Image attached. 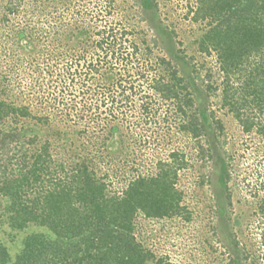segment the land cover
Segmentation results:
<instances>
[{
  "label": "trees",
  "instance_id": "obj_1",
  "mask_svg": "<svg viewBox=\"0 0 264 264\" xmlns=\"http://www.w3.org/2000/svg\"><path fill=\"white\" fill-rule=\"evenodd\" d=\"M45 1L0 0V23H12L8 34L0 24V38L7 40L3 50L13 59L10 74L0 76L6 96L0 97V144L14 147L11 156L0 150V206L1 198L7 197L14 229L35 222L55 236L29 235L14 264H148L152 254L136 241L135 220L139 214L148 219L185 216L190 220L177 183L179 171L189 166L192 156L188 159L174 150L170 160L158 161L155 173L137 175L119 195L96 176L88 152L105 147L110 136L124 129L139 147L134 152L140 158L152 142L157 147L162 133L175 128L197 141L198 161H211V149L201 139L207 125L222 132V122L195 106L190 84L170 61L152 57L150 45L132 42L129 37L136 32L129 26L122 29L109 22L114 0L93 4L57 0L53 6ZM143 6L150 10L151 1L144 0ZM195 12L196 21H210L199 48L201 53L217 54L224 73L222 107H228L245 133L256 129L264 140V0H198ZM13 16L18 22L12 21ZM88 17L89 23H95L87 24L93 30L90 38L77 47L65 45V26H72L74 20L78 29ZM25 37L34 44L27 53L18 44ZM23 66L38 93L59 92L52 96L59 106L71 97L74 103L77 95L71 89L79 88L82 107L65 109L66 124L72 122L77 128L85 122L78 132L69 128L78 137L74 144L62 142L61 127L52 132L53 140L28 137L13 128V123L36 120L38 125H49L52 120L33 114L30 104L23 103L24 81L14 77V70ZM163 104L168 112L159 115ZM97 111L101 114L95 115ZM83 151L87 156H81ZM10 165L20 167L16 174L9 172ZM228 178L225 168L221 183ZM257 186L264 191L263 181ZM9 260L7 249L0 245V264ZM154 264L174 263L159 259Z\"/></svg>",
  "mask_w": 264,
  "mask_h": 264
},
{
  "label": "rangeland",
  "instance_id": "obj_2",
  "mask_svg": "<svg viewBox=\"0 0 264 264\" xmlns=\"http://www.w3.org/2000/svg\"><path fill=\"white\" fill-rule=\"evenodd\" d=\"M87 1L91 4L96 2ZM114 1L115 9L108 18L109 22L119 25L122 29L124 25L129 26V30L136 32L134 37H129L132 42L144 47L143 43H146L152 48V57L159 56L170 61L178 76L185 78L190 84L195 106L200 110H207L211 119L220 120L223 131L217 132L212 124L207 125L206 137L201 139V142L207 143L206 146L211 149L214 159L201 162L196 159L197 141L176 133L175 128L162 133L157 147L152 142L151 146L144 149V155L140 158H137L138 153L134 152V149L139 147L131 141V133L126 135L122 129V132L110 136L105 147L88 152L90 167L99 179L107 183L112 194L120 195L137 175L155 173L158 161L170 160L169 156L174 150L184 152L188 159L192 156L189 166L179 171L177 183V188L183 193L182 206L185 213L190 214V220L185 216L148 219L142 214L135 220L136 241L152 254L148 264H154L159 259L174 264H264V191L257 186L260 181L264 182V140L256 129L252 133H245L228 107H222L224 73L217 54L214 51L211 54L201 53L199 48V42L209 29L210 21L195 20L198 0H150V10L144 8V0ZM45 2L53 6L58 1ZM11 18L12 21L18 22V16ZM88 20L90 17L84 23L80 22L78 29H75L77 24L74 20L72 26H65V45L70 43L71 47H77L90 38L91 34L88 33L93 30L87 24L95 23H89ZM0 24L3 26L2 30L7 32L5 34H8L12 23ZM99 24L104 26L102 22ZM91 40L95 41V38ZM6 42L7 40L0 38L1 77L6 73L10 74L13 60L3 50ZM18 44L23 47L25 53L34 48V44L27 37L20 39ZM59 64L60 67L63 66L62 62ZM26 73L28 72L25 66L14 70V77L24 81L20 88L23 103L30 104L33 114L50 116L52 120L49 125H38L36 120L13 123V128L18 127L23 130L21 133H27L25 136L28 137L34 135L40 140H53L52 132L61 127L63 133L59 137L62 142L69 143V146L74 144L78 137L69 130L73 123L66 124L65 109L73 105L79 109L82 107L80 99L83 96L80 95L79 88L71 89L73 96L77 95L76 103L70 101L74 98L71 97L65 101V107L59 106L52 98L59 92L53 94L50 89L49 92L38 93L37 88H34L33 78L26 79ZM1 77L0 97H6ZM42 97L45 99L40 100ZM167 112L168 105L163 104L159 115ZM96 114L100 115L101 112L97 111ZM83 123L85 122L77 128H72L78 129V132L84 127ZM66 131H69V135ZM13 148L11 145L4 148L0 144V150L8 156L12 155L13 152L9 150ZM86 154L81 152L83 157L87 156ZM1 155L2 152L0 158ZM225 168L229 178L222 184L220 177ZM9 169V172L16 174L20 167L10 165ZM1 200L0 245L4 246L10 255L8 264H14L29 235L45 234L48 238H55L47 227L35 222L23 230L14 229L9 220L10 213L7 211L10 202L4 196Z\"/></svg>",
  "mask_w": 264,
  "mask_h": 264
}]
</instances>
